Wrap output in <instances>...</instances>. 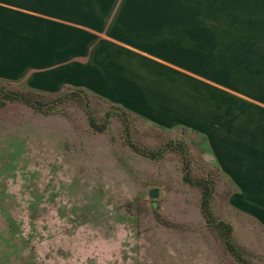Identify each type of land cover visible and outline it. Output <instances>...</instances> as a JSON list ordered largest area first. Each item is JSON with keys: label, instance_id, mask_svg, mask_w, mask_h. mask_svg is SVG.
<instances>
[{"label": "rangeland", "instance_id": "374dc122", "mask_svg": "<svg viewBox=\"0 0 264 264\" xmlns=\"http://www.w3.org/2000/svg\"><path fill=\"white\" fill-rule=\"evenodd\" d=\"M43 8L166 55L202 79V86L186 84L204 109L236 115L264 108V0H43ZM76 45L74 59L59 63L101 62L93 47ZM0 87L38 93L43 102L87 94L85 101L71 95L51 113L21 102L0 108V264H239L207 226L201 189L184 182L186 162L193 178L214 182L212 216L232 226L249 264H264V223L236 211L234 188L199 137L128 115L129 137L141 151L185 146L152 159L127 145L123 117L112 118L104 133L90 128V115L100 120L121 110L107 91L71 83L47 90L26 81ZM262 108L259 116L249 112L250 123L264 125Z\"/></svg>", "mask_w": 264, "mask_h": 264}, {"label": "crops", "instance_id": "0c3cea01", "mask_svg": "<svg viewBox=\"0 0 264 264\" xmlns=\"http://www.w3.org/2000/svg\"><path fill=\"white\" fill-rule=\"evenodd\" d=\"M61 45L67 51L63 57L57 54ZM75 45L93 47L101 64L59 63L74 59ZM177 65L137 40L45 11L43 0H0V82L26 81L47 90L68 83L95 87L100 95L103 90L111 94L106 98L120 107L119 113L169 133L194 134L233 186L236 211L253 215L263 226L264 125L250 123V114L259 116L262 107L255 104L254 112L240 109L236 115L204 109L186 84L201 85L202 79Z\"/></svg>", "mask_w": 264, "mask_h": 264}, {"label": "trees", "instance_id": "16d2710c", "mask_svg": "<svg viewBox=\"0 0 264 264\" xmlns=\"http://www.w3.org/2000/svg\"><path fill=\"white\" fill-rule=\"evenodd\" d=\"M73 97H78L80 100L85 101V96L87 95L83 93V91H72L67 95H63L60 97L54 98V100L49 102H43L38 99L39 96H42L38 93L30 92V93H18L11 91L9 89L1 88L0 87V108L6 107L8 103H15V102H21L25 104L28 107H31L37 111H42L44 113H51L54 112L56 109V105L58 103H61L62 101L69 100ZM38 96V97H37ZM115 116L123 117L122 121L125 126V134L127 135V145L130 146L133 150L136 152L150 158L158 159L162 156H164L167 152L170 150L178 151L179 148L183 151H185V146L183 143H176V142H169L163 149H160L157 152H150L148 150L141 151L136 146L133 145L131 142V139L129 137V127L127 126V119L126 117L128 114L125 113H119L115 110L109 111L105 114L100 120L90 115L89 118V124L90 128L95 133H104L109 128L112 118ZM184 182L186 184H189L195 188H199L202 191V198H201V209L203 212V215L205 216L206 224L210 228H215L220 232V238L222 242L224 243L225 248L227 251L231 254V256L234 258L235 261H237L239 264H249V262L244 257V252L239 249V247H236L235 244L232 241V232L233 228L228 223L224 221H219L217 218L213 217L210 212V204L211 200L214 195V182L212 180H208L207 178H201L196 179L193 178L189 171V164L186 162L184 164Z\"/></svg>", "mask_w": 264, "mask_h": 264}, {"label": "water", "instance_id": "95a60500", "mask_svg": "<svg viewBox=\"0 0 264 264\" xmlns=\"http://www.w3.org/2000/svg\"><path fill=\"white\" fill-rule=\"evenodd\" d=\"M150 196L152 199L156 200L159 197V191L157 189H153L150 192ZM158 208V203L156 201L153 202V209L156 210Z\"/></svg>", "mask_w": 264, "mask_h": 264}]
</instances>
